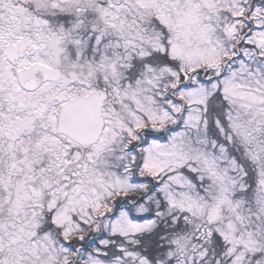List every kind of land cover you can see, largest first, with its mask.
Returning <instances> with one entry per match:
<instances>
[{
	"label": "snow or ice",
	"instance_id": "1",
	"mask_svg": "<svg viewBox=\"0 0 264 264\" xmlns=\"http://www.w3.org/2000/svg\"><path fill=\"white\" fill-rule=\"evenodd\" d=\"M0 264H264V0H0Z\"/></svg>",
	"mask_w": 264,
	"mask_h": 264
}]
</instances>
